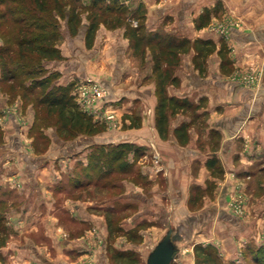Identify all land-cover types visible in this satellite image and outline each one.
I'll return each mask as SVG.
<instances>
[{
	"label": "crops",
	"instance_id": "1",
	"mask_svg": "<svg viewBox=\"0 0 264 264\" xmlns=\"http://www.w3.org/2000/svg\"><path fill=\"white\" fill-rule=\"evenodd\" d=\"M116 1L127 11L123 20H100L90 46L85 44L87 13H80L73 35L63 20L56 43L63 59L46 64L62 72L64 82L77 74L103 87L99 116H93L106 124L101 132L70 144L59 141L58 159L32 155L30 144L25 145L28 135L5 111L9 97L0 91V216L10 230L0 246V264H114L105 239L110 187L98 188L108 197L96 203L95 183L73 176L72 185L67 179L77 165L87 167L88 147L96 143L139 148L141 154L129 160L149 184L147 192L134 184L139 201L184 217L177 225L186 234L181 250L187 245L188 254L184 259L181 251L178 259L194 264V246L203 245L224 262L245 264L248 250L262 247L264 253V234L256 236L264 233V0ZM137 23L145 33L190 43L172 71L177 82L165 89L192 107L168 116L164 138L155 126L151 51L136 52L128 34ZM249 34L252 38L245 39ZM198 39L215 43L203 59L191 45ZM254 71L261 74L258 84L241 81ZM181 123L188 125L184 144L173 132ZM23 148L26 155L20 153ZM238 196L241 214L230 208ZM112 246L128 248L125 242Z\"/></svg>",
	"mask_w": 264,
	"mask_h": 264
},
{
	"label": "trees",
	"instance_id": "2",
	"mask_svg": "<svg viewBox=\"0 0 264 264\" xmlns=\"http://www.w3.org/2000/svg\"><path fill=\"white\" fill-rule=\"evenodd\" d=\"M74 2L66 4L64 0H0V5H4L5 3L13 4V6L9 7V14L13 16L15 23L22 22V24L17 27V34L20 36L19 39L16 40V55L18 59L30 62L33 56H39L47 61L59 60L61 58L59 49L56 47V43L60 38V29L55 14L66 21L68 32L71 35L75 34L81 25V12H79V9L75 5L76 2ZM102 2L103 0H90V10L86 15L88 20L85 31L86 46H90L99 21H106L109 19L99 13L100 9L109 12L112 16L110 19L114 21V24L123 20L120 12L123 7L119 5L116 0H109V2L105 4ZM50 3L53 4L52 8L49 6ZM67 5L68 7H66ZM15 9H18L17 14H19L20 17H18L17 14L14 15L13 12ZM51 10L55 12L54 15L51 14ZM23 11H26L25 15H22ZM33 31H35V33ZM128 34L136 52L140 51L143 56L146 47L151 51L153 62L152 72L156 78L157 93L155 126L160 137L164 138L167 133L168 116L177 112H184L192 107L191 103L185 99L169 96L165 89L168 83L175 84L177 82L172 71L179 62V54L188 50L190 43L183 38L174 39L170 36L163 38L157 33H145L141 23L132 26L128 30ZM191 45L197 52L196 56H201L202 59L215 48V43L208 39L195 40ZM223 49L224 52L227 51L226 46L222 43L218 50L220 56ZM11 54L12 50L8 46L0 48L1 69H4L8 61H11ZM39 73H43L42 69L39 70ZM27 74H29V76L31 75V71L28 68ZM10 76L11 79H14L13 75ZM57 76L58 73L52 71L41 76L39 79H34L33 85L25 86L21 83L19 86L24 90L40 88L38 103L44 106L46 114L56 118L58 132L64 135V137H75L79 134L92 136L101 132L105 128L104 124L94 120L91 114L80 108L79 104L74 99V95L71 93V84H55ZM187 126L186 123H181L173 129L175 136L181 144L187 141ZM98 146L102 155L108 156L110 161L116 164L120 171L128 167L129 153H132L134 161L141 154L139 148L131 143ZM90 157L92 158L93 155L90 154ZM89 162L87 167L94 169V164L91 165L92 163ZM99 164L100 163H97L100 167ZM89 168L87 170H89ZM107 228L108 236L111 238V225L109 221L107 222ZM1 229H4V225L3 217L0 216V232ZM127 234L129 237V231ZM3 244L4 241L0 240V246ZM107 250H109V248ZM108 252H110V258L115 263L136 264V259L129 252L115 250H109ZM258 252L259 249L254 250L255 256L254 261H252L254 263H257L256 261L259 256L256 254H258ZM194 255L196 257V264H220L219 261H217L219 255L208 246L195 245Z\"/></svg>",
	"mask_w": 264,
	"mask_h": 264
},
{
	"label": "rangeland",
	"instance_id": "3",
	"mask_svg": "<svg viewBox=\"0 0 264 264\" xmlns=\"http://www.w3.org/2000/svg\"><path fill=\"white\" fill-rule=\"evenodd\" d=\"M64 1L66 4L74 2V0ZM75 2L74 3L79 9V12H81V15L88 13L90 10V0H75ZM10 6H13V4L5 3L4 5H0V48L8 46L12 50L11 61L6 60L8 63L5 65L4 69H1L2 65H0V80H2L0 84V91L3 93V95L9 97V106L5 108V111H8L13 115L15 125H18L20 131H24L25 134L27 133L28 136L26 137L25 145L27 142L30 144L32 148L30 152L32 155L39 156L45 154V159H58L61 157V146H59V141H64L70 144L71 142L82 139L86 135L79 134L75 137H64V135L58 132L56 118L52 115L46 114L44 111V106H41L38 103L40 88L24 90L23 88H20L19 85H21V83L25 86L33 85L32 83L34 79H39L41 76L53 71L58 73V76L55 79V84H71V93L74 95V99L78 104L81 98L79 91L84 87H89L93 83L97 84L102 88L104 97L105 91L98 82L89 79L81 80L77 74L74 75L72 79L64 82L62 80V72L49 68L46 65L48 64L49 60H44L39 56H33V59L30 62L18 59L16 55V40L19 39L20 36L17 34V27L18 25L22 24V22H14L13 16L9 14ZM49 6L52 8L53 4L50 3ZM66 7H68V5ZM120 12L123 16L127 13L125 8L121 9ZM13 13L14 15L17 14L18 9H15ZM22 13V15H25L26 11H23ZM54 13L55 12L51 10V14L54 15ZM99 13H101L102 16H106V18L111 17L109 12L104 9H100ZM17 16L20 17L19 14H17ZM55 17L60 29L58 30L61 33L63 19L59 18L57 14H55ZM33 32L35 33V31ZM62 59L63 58L61 57L59 60ZM27 68L31 71L30 76L27 74ZM40 69L43 71L42 74L39 73ZM10 75H13L14 79H11ZM6 76L10 77L7 78ZM102 101H104V98L101 99V102ZM79 106L82 110L84 109V111L89 113L85 107L81 106L80 104ZM101 123L106 126L103 121H101ZM19 138L23 140L21 137ZM23 150L24 151L21 149L20 153L23 152L25 153L24 155H26V148H23ZM90 154L93 155L92 158L90 157ZM15 157L19 159L21 158L18 152H15ZM86 159L88 162L90 161L89 163H92L91 165L94 164V169L77 165V168L75 167L73 169L72 174L69 173V175H67V179L72 185L74 182H76L74 178L76 176L79 178L78 181H90L91 183H95L96 189L94 192V198L96 203H100L102 199L108 197L106 192L104 193L98 188L101 186H104L105 188L110 187L109 198L111 201V206L108 208V215H106V224L109 221L111 225V238L109 236H106L105 238L107 245L106 250L109 248L111 251H117V247H113L112 244H117V246H119L125 242L128 244V248L123 249V251L131 253V255L136 259V264H145V258L148 251L166 231L168 225H177V223L183 221L184 217L178 211H176L175 215L173 216L169 210L160 207L158 208L156 206L152 208L150 200L145 199L143 203L139 201V197L136 196L137 190H135L134 184H141L144 188V192H147L149 184L146 180H143L144 178L141 179V168L134 162H129L128 167H126L123 171H120L116 164H113L110 161L108 156L102 155V153L99 151L98 143L88 147ZM132 159L133 155L131 154V157L128 160ZM97 163H100V167L97 165ZM88 168L89 170H87ZM124 182L125 184H128L126 189L124 187ZM118 186H120V188ZM81 191L82 192H79L80 195L86 194L85 191ZM102 194H104V197H102ZM146 197H151V194L146 193ZM238 197H235L230 204V208L235 214H241L242 212V207L240 212H236L234 210L233 203ZM124 198L127 199L125 200L126 202L122 200ZM3 207L4 205L0 207V210H3ZM139 211H141V214H136ZM156 213L158 214L155 215ZM3 225L4 229H1L0 240L4 241L5 244L9 237L10 230L6 226L4 218ZM128 231L129 237L127 234ZM263 234L264 233L262 232L256 233V236L259 239H262ZM97 238L98 237L96 236L95 239L97 240ZM183 247V250H181L182 257L185 259L188 254L185 252L187 245H184ZM246 254L247 261L245 260V264H264V253L262 251V247L259 248V252L256 254L259 256L256 261L257 263L252 262V258L255 256L254 250H248ZM217 261H219L220 264H233V262H224L220 256ZM114 264L121 263L114 262ZM170 264H188V262H186V260L176 259ZM194 264H196L195 255Z\"/></svg>",
	"mask_w": 264,
	"mask_h": 264
},
{
	"label": "water",
	"instance_id": "4",
	"mask_svg": "<svg viewBox=\"0 0 264 264\" xmlns=\"http://www.w3.org/2000/svg\"><path fill=\"white\" fill-rule=\"evenodd\" d=\"M252 38L246 35L245 39ZM186 234L180 225L169 224L166 231L155 242L148 251L145 264H170L180 257L181 244L185 240Z\"/></svg>",
	"mask_w": 264,
	"mask_h": 264
},
{
	"label": "built area",
	"instance_id": "5",
	"mask_svg": "<svg viewBox=\"0 0 264 264\" xmlns=\"http://www.w3.org/2000/svg\"><path fill=\"white\" fill-rule=\"evenodd\" d=\"M260 77H261L260 72H257V71L249 72L243 75V77L241 78V81L249 85L255 84V83L258 84V82L260 81ZM79 95L81 96L79 100V104L85 107V109L89 111L91 115L99 116L100 107L102 103L101 99L104 98V93H103L102 88L99 85L93 83L89 87H84L80 89ZM110 117L111 115L105 116V118H110ZM233 206L236 212L241 211V207H242L241 197H238L237 199H235Z\"/></svg>",
	"mask_w": 264,
	"mask_h": 264
}]
</instances>
